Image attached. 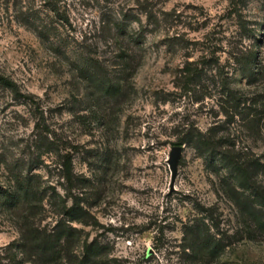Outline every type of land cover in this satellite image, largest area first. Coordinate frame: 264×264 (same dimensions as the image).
<instances>
[{"label":"rangeland","instance_id":"rangeland-1","mask_svg":"<svg viewBox=\"0 0 264 264\" xmlns=\"http://www.w3.org/2000/svg\"><path fill=\"white\" fill-rule=\"evenodd\" d=\"M0 74L33 101L0 86V192L39 187L27 220L64 228L62 260L94 243L103 264H264L232 171L258 162L264 197V0H0ZM28 200L0 199V264H34Z\"/></svg>","mask_w":264,"mask_h":264},{"label":"trees","instance_id":"trees-1","mask_svg":"<svg viewBox=\"0 0 264 264\" xmlns=\"http://www.w3.org/2000/svg\"><path fill=\"white\" fill-rule=\"evenodd\" d=\"M248 58L253 60L256 59L255 54H252ZM194 71H196L194 68L185 70L187 74L190 73L189 75L192 76ZM0 86L9 89L16 96L26 97L30 103L33 102L31 98H28L19 92L16 83L12 79L3 74H0ZM102 91L113 96L118 93L119 86L118 84L113 86L108 83L104 86ZM196 136H194L196 143L201 145L202 149H204L206 153L210 152V155H212L213 151L216 150L214 142L209 140L208 137L202 138V136ZM178 144L181 145L182 141ZM258 165V162L232 163V171L234 172L236 183L242 189V192L249 191L254 194V197L258 198L259 205H261H253L249 202L248 196L244 195L245 193H241V198L236 199L240 211L254 221L258 230L264 232V197L259 194L257 186L252 179L254 173L258 170ZM62 169L64 177L67 180H70L72 177V162L69 154H66L62 160ZM38 189L39 187L36 186V184H31L29 180V182L25 185L22 184V182H18L15 190L13 191L0 192L1 203L7 204L8 207L17 208L19 203H24L27 199L29 200L26 204H31V206H28L29 208H25L24 213L22 214V241L17 246V249L21 251L23 256H25L23 260L31 261L34 264H103L104 258L102 257V253H100L101 247L95 246L94 243L84 245L83 254L86 256L83 255L84 257L79 259L77 263L75 260H62L63 254H61V252L65 251L64 245L67 243H65V240L68 236V233H65L64 228L58 224L52 232L48 233L43 229H39L29 224L30 222L27 220L28 215L33 217L37 213L40 206L36 205L38 203L40 204L44 197L43 192ZM193 237L194 239L198 238L197 235L192 234V236H190L191 241L194 240ZM204 246L209 248L212 253L216 251L210 246V242L208 241L204 244ZM87 251L88 253L85 254Z\"/></svg>","mask_w":264,"mask_h":264},{"label":"water","instance_id":"water-1","mask_svg":"<svg viewBox=\"0 0 264 264\" xmlns=\"http://www.w3.org/2000/svg\"><path fill=\"white\" fill-rule=\"evenodd\" d=\"M182 150H183L182 145L175 144L171 147L169 155H168L167 163L170 169V184H169L170 189H172V185L174 183V179H175L176 172H177V165H178V161L180 159Z\"/></svg>","mask_w":264,"mask_h":264}]
</instances>
